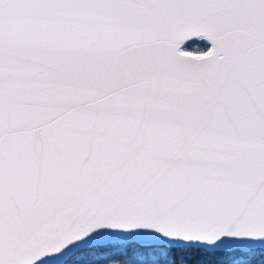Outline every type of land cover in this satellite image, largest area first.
I'll return each instance as SVG.
<instances>
[{"label": "snow or ice", "instance_id": "6c2138e0", "mask_svg": "<svg viewBox=\"0 0 264 264\" xmlns=\"http://www.w3.org/2000/svg\"><path fill=\"white\" fill-rule=\"evenodd\" d=\"M264 264V0H0V264Z\"/></svg>", "mask_w": 264, "mask_h": 264}, {"label": "trees", "instance_id": "16d2710c", "mask_svg": "<svg viewBox=\"0 0 264 264\" xmlns=\"http://www.w3.org/2000/svg\"><path fill=\"white\" fill-rule=\"evenodd\" d=\"M81 257H73L72 261L70 262V264H79Z\"/></svg>", "mask_w": 264, "mask_h": 264}]
</instances>
